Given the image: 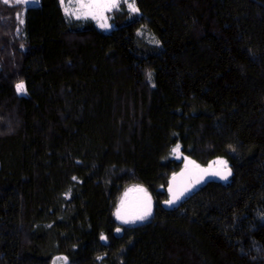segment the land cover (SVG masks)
Wrapping results in <instances>:
<instances>
[{"label": "trees", "instance_id": "trees-1", "mask_svg": "<svg viewBox=\"0 0 264 264\" xmlns=\"http://www.w3.org/2000/svg\"><path fill=\"white\" fill-rule=\"evenodd\" d=\"M135 7L0 0V264H264V0ZM176 144L230 182L167 208Z\"/></svg>", "mask_w": 264, "mask_h": 264}, {"label": "water", "instance_id": "water-1", "mask_svg": "<svg viewBox=\"0 0 264 264\" xmlns=\"http://www.w3.org/2000/svg\"><path fill=\"white\" fill-rule=\"evenodd\" d=\"M232 174L231 166L224 161L199 164L191 159H185L180 169L173 173L167 182L168 199L166 201L175 200V202L169 204L165 201V206L170 209L177 207L192 193L209 182L227 184L230 182ZM225 175H227V179H222L221 177ZM136 192L143 203V211L146 212V209L151 206V200L147 199L148 195H145L141 189H137Z\"/></svg>", "mask_w": 264, "mask_h": 264}, {"label": "snow or ice", "instance_id": "snow-or-ice-1", "mask_svg": "<svg viewBox=\"0 0 264 264\" xmlns=\"http://www.w3.org/2000/svg\"><path fill=\"white\" fill-rule=\"evenodd\" d=\"M22 2L27 3L29 2V0H22ZM73 0H69V6L66 7L65 10V14L71 18L72 16L76 15L77 11H79L80 9L77 8L75 10H73L71 8V4H72ZM124 3L127 4V6L129 7V9L133 12L136 13L139 10L135 7V0H132L131 3L128 2V0H123ZM65 0H61V5L62 7L64 6ZM75 3L77 5L80 6V8H91L92 6H103L105 10H112V9H119L121 0H75ZM79 18V17H78ZM95 18V17H93ZM22 23V21H21ZM103 28H107V27H111V25H108L107 23L105 24H101L100 25ZM158 43V41H157ZM149 78H151V73L148 74ZM16 89L18 93H21L24 91V85L23 82H20L16 85ZM179 145L176 146L175 149H173V151H176L179 149ZM194 163V162H193ZM226 163V162H225ZM222 179H227V175L222 176ZM75 179V178H74ZM176 199H179V197H176ZM175 200H169L166 201V203L172 204L174 203ZM148 215H150V209L146 212H144L142 215L136 217L135 219H139V220H143L145 219ZM130 221H125V223H128ZM117 231H119V229H117ZM101 239H104V237L102 236Z\"/></svg>", "mask_w": 264, "mask_h": 264}, {"label": "crops", "instance_id": "crops-1", "mask_svg": "<svg viewBox=\"0 0 264 264\" xmlns=\"http://www.w3.org/2000/svg\"><path fill=\"white\" fill-rule=\"evenodd\" d=\"M13 1L22 2V0H13ZM128 2L131 3L132 0H128ZM22 3L24 5H26V6H34V5H38L39 4V0H29V2H27V3H24V2H22ZM121 3H124L123 0H121ZM124 4L126 5L127 9L130 10L129 7L127 6V4L126 3H124ZM68 6H69V0H65L64 7L66 8ZM61 7H62V5H61ZM71 8L73 10H75L77 8L80 9L79 11H77L76 15L72 16V18H74V19L75 18L76 19L89 18V19H91V20L94 21V23L97 25L98 28H100L98 26V20H100V21H105L106 20L112 26L111 22L109 21V14L114 9H112V10H105L103 6H92L91 8H80V6L75 3V0H73V2L71 4ZM62 10L65 13V10L63 8H62ZM93 17H95V18H93Z\"/></svg>", "mask_w": 264, "mask_h": 264}, {"label": "rangeland", "instance_id": "rangeland-1", "mask_svg": "<svg viewBox=\"0 0 264 264\" xmlns=\"http://www.w3.org/2000/svg\"><path fill=\"white\" fill-rule=\"evenodd\" d=\"M60 3H61V0H60ZM62 8L65 9L64 6H63ZM105 23H107L108 25H110V24L108 23V21H106V20H105V21H100V20H98V26H99L101 29H103L104 31H109V30H111L112 26H111V27H107V28H103V27L100 26L101 24H105ZM177 145H179V144H176L173 148L175 149ZM179 146H180V145H179ZM179 150H180V147H179L178 150H176V151H172V152H173V155H174L177 159H180V160H182V162H184L185 159H183V157H182L181 153L179 152ZM133 206H134V205H133ZM136 206H138V205H136ZM126 208L133 209V208H131L130 205H124L122 209L125 210ZM137 209H139V208L137 207ZM141 215H142V214H141ZM118 229H119V228H118ZM120 232H121L120 229H119V231H117V229H116V233H120ZM102 240H104V239H102ZM67 262H68V260H67V257H66V256H64V255H57V256H55V257L52 259L51 264H67Z\"/></svg>", "mask_w": 264, "mask_h": 264}, {"label": "flooded vegetation", "instance_id": "flooded-vegetation-1", "mask_svg": "<svg viewBox=\"0 0 264 264\" xmlns=\"http://www.w3.org/2000/svg\"><path fill=\"white\" fill-rule=\"evenodd\" d=\"M135 197V196H134ZM143 203H142V201L140 200V203L138 204V206H136V205H131V208H133V209H125L122 213H123V215L125 216L124 218H125V220H132V219H134V218H136V217H138L139 216V214H143L144 213V211H143V205H142ZM136 206V207H135ZM137 207L139 208V209H137Z\"/></svg>", "mask_w": 264, "mask_h": 264}]
</instances>
